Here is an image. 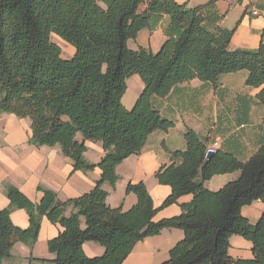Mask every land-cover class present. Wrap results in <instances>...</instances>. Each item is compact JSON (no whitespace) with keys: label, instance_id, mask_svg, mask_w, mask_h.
Returning a JSON list of instances; mask_svg holds the SVG:
<instances>
[{"label":"trees","instance_id":"1","mask_svg":"<svg viewBox=\"0 0 264 264\" xmlns=\"http://www.w3.org/2000/svg\"><path fill=\"white\" fill-rule=\"evenodd\" d=\"M141 0H0V114L30 120L28 143L36 147L58 145L72 160L73 170L100 168L94 187L79 196L60 200L55 191L41 185L38 203L13 185H7L9 206L0 209V264L15 242L29 246L37 240L42 217L62 229L49 239L54 264H122L136 242L165 228H179L184 236L161 264H264V211L256 222L241 208L264 202V118L257 150L247 160L217 149L206 157L205 139L193 129L184 133L186 149L174 151L171 163L155 172L170 194L155 207L143 182H129L127 193L137 202L128 210L106 204L103 183L114 185L116 166L138 154L150 133L166 131L173 121L162 117L153 105L178 83L199 78L216 83L222 74L245 69V84L260 88L257 101L264 107V38L257 49L228 50L233 30H208L203 6L187 8L174 0H150L138 11ZM152 13L170 18L168 36L158 52L127 41L148 25ZM57 35L75 48L63 58ZM138 74L144 88L131 109L121 99L126 79ZM81 135V140L77 139ZM86 140L100 141L105 154L98 163L85 160ZM239 171V176L216 191L205 182L217 174ZM181 203L179 215L154 221L158 209ZM72 208L70 214L66 209ZM24 209L28 226L13 224L10 211ZM85 227L80 226V218ZM242 236L252 243V258H233L229 238ZM86 241L104 247L89 257ZM42 262L47 259H39Z\"/></svg>","mask_w":264,"mask_h":264},{"label":"crops","instance_id":"2","mask_svg":"<svg viewBox=\"0 0 264 264\" xmlns=\"http://www.w3.org/2000/svg\"><path fill=\"white\" fill-rule=\"evenodd\" d=\"M150 0H141L138 11L145 10ZM187 8L203 6V25L208 30L222 28L233 30L228 50L257 49L264 38V0H174ZM254 11H257L254 13ZM170 18L164 13H152L148 25L141 29L133 43L127 45L132 50L140 47L159 51L169 35H175L170 28ZM67 52L63 58H70L75 48L60 40ZM56 43V42H55ZM248 71L245 69L222 74L216 83L192 78L171 88L164 97L154 96L153 105L160 115L173 121L166 131L155 130L149 134L146 143L138 154L130 155L116 166L118 179L114 185L103 183L107 192L106 204L112 208L130 209L137 197L126 192L129 182H143L155 207H159L170 194L168 185L160 184L155 172L161 165L171 163L174 151H184L186 143L184 133L193 129L205 139L208 148L221 149L233 153L245 161L257 150L262 137V119L264 109L256 99L260 88L245 84ZM144 84L138 74L126 79V91L122 103L131 109L142 92ZM261 107V108H260ZM3 114V113H2ZM1 116H5L2 115ZM0 117V209L9 206L7 185H13L31 201L38 203L42 192L38 185L56 192L60 200L79 196L90 191L100 178L101 170L95 167L89 171L73 170L72 160L64 156L58 145L36 147L28 143L30 120L18 118L13 114ZM81 140V135L77 134ZM84 158L90 163H98L105 151L100 141L86 140ZM216 144V145H215ZM239 171L217 174L204 184L212 191L220 189L229 181L235 180ZM187 194L178 198L177 203L158 209L154 221L179 215L180 204L191 200ZM68 207L65 214H70ZM264 211V202L253 201L241 208V213L250 222H256ZM13 224L24 229L28 226V215L24 209L13 208L10 211ZM80 226L85 220L80 218ZM62 228L42 217L37 240L29 246L15 242L10 256L3 264H54V255L48 251L47 242L55 237ZM179 228H165L158 234L148 236L134 245L122 264H161L169 257V250L183 238ZM228 253L233 258H252V243L239 235L229 238ZM83 249L89 257L99 256L104 247L94 241H86ZM39 259L49 261L42 262Z\"/></svg>","mask_w":264,"mask_h":264},{"label":"rangeland","instance_id":"3","mask_svg":"<svg viewBox=\"0 0 264 264\" xmlns=\"http://www.w3.org/2000/svg\"><path fill=\"white\" fill-rule=\"evenodd\" d=\"M51 39H52V41H54V42H56L60 47H61V49H62V54L63 55H66V51L63 49V47L59 44V43H61L60 42V40L62 41L63 39H61L60 37H58L57 35H54V34H52L51 35ZM128 43H133V40L132 39H130L129 41H128ZM262 106V105H261ZM261 108V107H260ZM262 109H264V107L262 106ZM2 115H5V116H1V114H0V117H9L8 115H11V114H7V113H3ZM3 119L1 118L0 119V124H2L3 123ZM7 258H5L4 260H6ZM4 260H3V262H4Z\"/></svg>","mask_w":264,"mask_h":264},{"label":"water","instance_id":"4","mask_svg":"<svg viewBox=\"0 0 264 264\" xmlns=\"http://www.w3.org/2000/svg\"><path fill=\"white\" fill-rule=\"evenodd\" d=\"M213 152H214V151L209 150V151L207 152V154H206V157H207V158L210 157V156L213 154Z\"/></svg>","mask_w":264,"mask_h":264},{"label":"built area","instance_id":"5","mask_svg":"<svg viewBox=\"0 0 264 264\" xmlns=\"http://www.w3.org/2000/svg\"><path fill=\"white\" fill-rule=\"evenodd\" d=\"M257 11H254V13H256ZM216 145V144H215ZM211 150V151H214V148H208V151Z\"/></svg>","mask_w":264,"mask_h":264}]
</instances>
